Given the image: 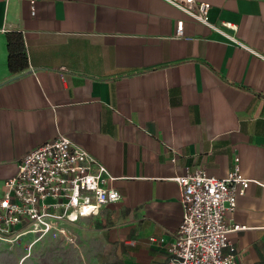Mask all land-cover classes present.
Wrapping results in <instances>:
<instances>
[{
    "label": "crops",
    "instance_id": "crops-1",
    "mask_svg": "<svg viewBox=\"0 0 264 264\" xmlns=\"http://www.w3.org/2000/svg\"><path fill=\"white\" fill-rule=\"evenodd\" d=\"M204 1L219 29L165 0H36L34 14L0 0V193L26 153L67 135L120 193L72 226L100 264H165L183 218L174 177H225L236 158L256 182L226 215L245 226L229 237L238 264H264V0ZM10 31L26 42L17 75Z\"/></svg>",
    "mask_w": 264,
    "mask_h": 264
},
{
    "label": "built area",
    "instance_id": "built-area-1",
    "mask_svg": "<svg viewBox=\"0 0 264 264\" xmlns=\"http://www.w3.org/2000/svg\"><path fill=\"white\" fill-rule=\"evenodd\" d=\"M32 14L36 0H28ZM194 20L219 29L208 19L211 3L204 0H165ZM184 35V22L177 36ZM175 160V159H174ZM115 178L88 150L65 134L26 153L17 173L6 179L0 193V238L14 240L31 233L38 237L61 235L85 217L96 216L103 206L118 201ZM182 222L173 234L165 264H238V251L230 233L243 229L227 220L235 210L238 195L246 193L251 180L241 173L239 158L225 177L205 169L178 174ZM152 243L162 239L151 237Z\"/></svg>",
    "mask_w": 264,
    "mask_h": 264
},
{
    "label": "rangeland",
    "instance_id": "rangeland-1",
    "mask_svg": "<svg viewBox=\"0 0 264 264\" xmlns=\"http://www.w3.org/2000/svg\"><path fill=\"white\" fill-rule=\"evenodd\" d=\"M66 229L64 235L26 234L12 242L4 240L7 253L2 264H100L98 252L87 247L78 231Z\"/></svg>",
    "mask_w": 264,
    "mask_h": 264
},
{
    "label": "trees",
    "instance_id": "trees-1",
    "mask_svg": "<svg viewBox=\"0 0 264 264\" xmlns=\"http://www.w3.org/2000/svg\"><path fill=\"white\" fill-rule=\"evenodd\" d=\"M6 41L9 53L8 67L12 74H20L29 66L24 35L21 31H10L7 33Z\"/></svg>",
    "mask_w": 264,
    "mask_h": 264
},
{
    "label": "bare ground",
    "instance_id": "bare-ground-1",
    "mask_svg": "<svg viewBox=\"0 0 264 264\" xmlns=\"http://www.w3.org/2000/svg\"><path fill=\"white\" fill-rule=\"evenodd\" d=\"M9 242H12L13 240H8Z\"/></svg>",
    "mask_w": 264,
    "mask_h": 264
}]
</instances>
